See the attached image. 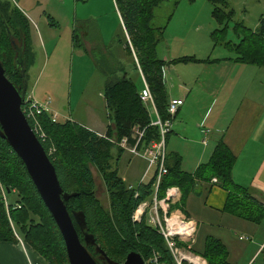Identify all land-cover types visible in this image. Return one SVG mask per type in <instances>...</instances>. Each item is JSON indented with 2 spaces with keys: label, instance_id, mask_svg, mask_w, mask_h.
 Segmentation results:
<instances>
[{
  "label": "trees",
  "instance_id": "1",
  "mask_svg": "<svg viewBox=\"0 0 264 264\" xmlns=\"http://www.w3.org/2000/svg\"><path fill=\"white\" fill-rule=\"evenodd\" d=\"M166 1L169 0H115L135 54L132 62L139 65L156 106L163 116L166 114L167 96L162 70L168 62L157 56V45L171 14H168L163 25H154L153 21L156 9ZM178 1L174 0L175 3ZM208 1L212 4L211 16L218 25L210 32L212 46L220 45L231 51L233 56L228 58L234 61L263 66L264 14L260 16L255 29L241 21L235 22L231 27L235 40L228 36L233 10L228 8L227 1ZM12 40L22 49L27 78V67L32 57L28 19L10 0H0V61L5 68L6 77L21 88L22 75L14 64L16 51ZM125 43L131 54L127 39ZM177 61L209 59L186 56L172 62ZM103 70L106 78L104 99L109 121L105 135L116 139L129 136L134 124L146 126L149 121L138 96L137 84L126 76L116 77V67L111 64H103ZM38 119L46 136L44 140L39 138V141L55 168L62 190L77 193L64 201L72 219L74 211L83 212L87 231L112 260L122 262L132 250L140 253L146 260L152 250H159L165 260L172 264L171 256L163 245V238L156 230L144 220L132 221V213L137 204L150 192V183L134 189L127 186L113 165V144L107 138L72 120L53 122L46 112ZM147 129L145 141L158 136L156 127ZM122 151L117 148L116 156L119 157ZM171 162V165L168 164V174L160 185L161 194L167 186L178 185L183 204L193 190L196 180L209 181L216 176L218 184L227 192L223 211L253 223H258L263 218L262 203L252 195L249 187L233 179L235 155L222 139L218 140L208 161L200 164L194 173L180 169L179 156L173 157ZM91 166L101 175L108 194L109 209L103 207L96 195ZM0 184L5 188L8 198L7 206L0 198V241H17L10 225L11 221L23 241L41 255L43 264H68L64 241L51 214L36 191L22 161L1 137ZM135 191H138L136 197ZM73 223L79 239L83 241L82 231L74 220ZM93 254H96L94 250ZM200 255L206 260V264H231L228 261L227 248L220 239L213 236L205 238Z\"/></svg>",
  "mask_w": 264,
  "mask_h": 264
},
{
  "label": "crops",
  "instance_id": "2",
  "mask_svg": "<svg viewBox=\"0 0 264 264\" xmlns=\"http://www.w3.org/2000/svg\"><path fill=\"white\" fill-rule=\"evenodd\" d=\"M34 1L35 3L30 2L28 5L25 3L27 9L15 5L29 22L32 57L27 71L34 62L35 50L39 48L45 52L46 45L51 42L50 35L54 32L53 30L62 28L59 21L55 19L54 12H51L50 0ZM89 1L73 0L71 14L66 17V29L62 37L66 38L65 45L73 56L69 71L70 79L74 70L75 72L77 70L78 75H82L83 78L87 77L89 82L90 78L95 77L96 71H101L94 62L88 63L87 56L92 58V54L99 55L97 59L99 65L101 58L112 61L110 55L116 56L113 53H117L119 57L118 60L115 59L118 78L122 76L131 78L128 76V69L125 68L127 65L124 66L122 61L132 62L135 54L115 0L113 2L119 17L116 19L118 26L109 32L104 31L102 17L86 12ZM168 23L157 45V56L168 62L162 70L167 99L182 98L183 104L177 110L171 130L166 137L167 167L168 164H172L173 157L179 156L180 169L183 172L194 173L200 164L208 161L218 140L222 139L235 155L232 169L233 179L249 187L252 195L262 203L264 208V65L237 62L225 55L210 58L208 52L214 50V48L211 50L210 45L205 47L206 55H196L195 51L199 49L198 41L185 33L174 38L167 37L164 32ZM117 31L119 36L115 37ZM125 39L128 41L131 54ZM112 47H117V50L113 52ZM186 56L202 60L209 59V61L172 62ZM75 58L79 60L76 66ZM135 65L133 63L142 81V86L140 88L137 86L140 90L144 87L145 79L139 65ZM101 66L103 67V64ZM41 78L42 75L39 73L35 76L31 93L37 100L49 101L50 104L53 92L49 90L48 83L39 88ZM65 83L62 76L61 85ZM104 87L102 90L103 109L106 107ZM87 103L89 104L86 107L88 110L86 123L57 112L61 117L59 121L72 120L99 136L105 135L109 121L105 123L100 121L94 112L92 101ZM50 107L57 111L54 105ZM117 148L113 145L114 166L115 159L118 160L123 153L129 155V163L134 158H139L143 162L140 168L130 170V173H134L136 177L135 183H126L124 177L120 176L127 186L134 189L139 185L146 186L151 183L154 171H149L142 178L146 167L144 160L124 150L117 157ZM114 149L116 152L113 151ZM210 180H196L193 190L183 204H181L182 193L179 186H167L178 189L172 207L179 209L195 223L193 238L183 246L194 256L203 258L200 252L203 249L205 238L213 236L220 239L227 248L228 261L231 264H264V216L260 222L253 223L223 211L227 192L218 182L211 183ZM163 195L164 191L162 194L160 191V197ZM148 199L150 197L146 200ZM18 237L20 239L15 242L0 241V264H30L40 261V255L19 235Z\"/></svg>",
  "mask_w": 264,
  "mask_h": 264
},
{
  "label": "rangeland",
  "instance_id": "3",
  "mask_svg": "<svg viewBox=\"0 0 264 264\" xmlns=\"http://www.w3.org/2000/svg\"><path fill=\"white\" fill-rule=\"evenodd\" d=\"M17 7L27 9L26 5L30 2L35 3L34 0H10ZM228 8L233 10L232 18L229 21L228 36L236 40L232 35V26L235 22L241 21L246 26L255 29L258 25L259 18L264 14V0H226ZM73 0H50L49 6L51 7V12H54L55 19L59 21L62 28L54 29L53 33L50 35L51 42L46 45L45 52L41 49H36L34 52V62L29 67L27 74V94L31 93V88L33 89V82L35 76L39 73L42 75L39 88L42 85L48 83V88L53 95H51V103L49 105H54L57 112L60 114H66L67 116H72V118L78 120L81 123H86L88 110L86 109L90 100L92 101L94 112L97 118L104 123L107 122V110L106 107L102 108L103 95L102 90L105 84V73L101 64H111L116 67L115 76H117V64L118 54L113 53L116 56L110 55L112 61H108L103 58H99V67L97 64L98 56L97 54H92V58L87 56L88 63L94 62L96 67L102 72L96 71L95 77L83 78L82 75L79 76L77 70L71 77L70 68L72 64V55L69 49L65 45L66 38L62 37L63 31L66 29V17L71 14ZM26 3V5H25ZM212 4L208 0H195L189 3L188 0H179L174 2V0H169L164 2L155 11V19L153 21L154 25H163L165 23L168 14H171V19L166 27L164 34L167 37H175L180 34H186L193 36L199 43V49L197 48V54H207L205 51L206 46H211V50L208 52L210 58L216 56H233L231 51L223 48L222 46H212V39L210 37V32L218 27L217 23L211 16ZM86 12L94 16L102 17V23L105 26L104 31L109 32L113 30L115 26H118V14L113 0H90L86 7ZM119 36L118 31L115 33V37ZM113 52L117 50V47L111 48ZM200 50V51H198ZM210 51V50H209ZM75 66L79 64L77 58L74 59ZM122 64L128 69V76L135 79L137 86L140 88L142 86V81L137 75V71L134 69L132 62H123ZM119 65V64H118ZM99 73V74H98ZM62 76L65 80V84L61 85ZM34 79V80H33ZM143 89V88H142ZM141 90V89H140ZM139 90V91H140ZM61 119V117H59ZM116 152V149L113 150ZM145 166H146V161ZM143 162L139 158H134L129 163V155L123 153L118 160L115 159V166L118 169V174L124 177L126 183H135L136 177L130 173V170H135V168H140ZM92 175L95 181L96 195L100 199L101 204L105 209H109V199L108 194L105 190L103 180L100 173L91 166ZM153 172V168L150 169ZM17 230V229H16ZM18 232V231H17ZM23 240L21 234H19ZM38 254V253H37ZM39 255V254H38ZM41 256V255H40ZM42 262V259H40ZM43 264V263H42Z\"/></svg>",
  "mask_w": 264,
  "mask_h": 264
},
{
  "label": "built area",
  "instance_id": "4",
  "mask_svg": "<svg viewBox=\"0 0 264 264\" xmlns=\"http://www.w3.org/2000/svg\"><path fill=\"white\" fill-rule=\"evenodd\" d=\"M138 96L149 117L148 124L146 126L134 124L131 127L130 135L120 137L119 139L102 135V137L107 138L118 148L146 161L142 178L153 168L154 174L150 183V192L146 198L137 204L132 213V221L140 222L144 219L147 225L156 230L163 238V245L171 256L172 264H206L205 259L194 256L183 246L184 243L193 238L195 223L179 209L172 207V203L178 194V189L176 187H167L164 190V195L160 197V185L163 177L168 173V167L166 165V137L171 130L172 121L177 110L183 104V99L178 97L168 98L165 109L166 114L163 116L156 106L154 96L146 81L143 89L139 91ZM21 110L38 139L41 138L44 140L46 137L38 119L42 113H48L53 122L59 121V113L51 109L49 101L41 102L32 93L27 94V91ZM147 127L149 129L156 127L158 136L149 141H145L144 136L146 130H148ZM51 150H49L50 153ZM210 181L211 183L218 182L216 177H212ZM128 187L132 188L131 186ZM137 195L138 191H135L134 196L136 197ZM149 197L150 199L146 200ZM0 198L5 206H7L8 198L5 193V188L1 184ZM10 225L16 238L20 239L11 221ZM144 262L145 264H169L159 250H152L147 259H144ZM30 264H42V262L35 261Z\"/></svg>",
  "mask_w": 264,
  "mask_h": 264
},
{
  "label": "water",
  "instance_id": "5",
  "mask_svg": "<svg viewBox=\"0 0 264 264\" xmlns=\"http://www.w3.org/2000/svg\"><path fill=\"white\" fill-rule=\"evenodd\" d=\"M12 45L16 51L14 64L22 75V85L19 88L6 77L5 68L0 61V137L22 161L36 191L51 214L64 241L68 264H145L141 254L134 250L130 251L122 262L110 259L97 245L94 236L87 231L83 212L74 211L73 219L70 216L64 201L77 193L62 190L52 162L21 110L28 83L22 49L14 40ZM73 220L82 231L83 241L78 237ZM90 246L97 257L89 250Z\"/></svg>",
  "mask_w": 264,
  "mask_h": 264
},
{
  "label": "flooded vegetation",
  "instance_id": "6",
  "mask_svg": "<svg viewBox=\"0 0 264 264\" xmlns=\"http://www.w3.org/2000/svg\"><path fill=\"white\" fill-rule=\"evenodd\" d=\"M91 247H92V246H90V247H89V250H90V251H91V253L93 254V249H92L93 247H92V248H91ZM93 255H94V254H93ZM94 256H95V257H97L98 255H97V254H95Z\"/></svg>",
  "mask_w": 264,
  "mask_h": 264
}]
</instances>
